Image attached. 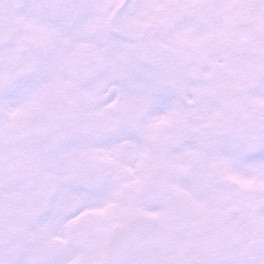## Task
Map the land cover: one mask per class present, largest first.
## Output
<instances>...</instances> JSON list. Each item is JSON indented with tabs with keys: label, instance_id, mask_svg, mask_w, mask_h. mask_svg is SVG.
<instances>
[{
	"label": "snow or ice",
	"instance_id": "6c2138e0",
	"mask_svg": "<svg viewBox=\"0 0 264 264\" xmlns=\"http://www.w3.org/2000/svg\"><path fill=\"white\" fill-rule=\"evenodd\" d=\"M0 264H264V0H0Z\"/></svg>",
	"mask_w": 264,
	"mask_h": 264
}]
</instances>
